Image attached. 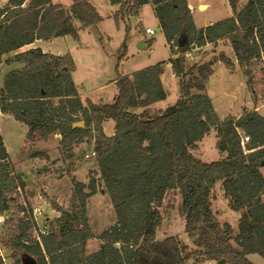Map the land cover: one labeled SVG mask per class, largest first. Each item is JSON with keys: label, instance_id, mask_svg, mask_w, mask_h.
I'll list each match as a JSON object with an SVG mask.
<instances>
[{"label": "trees", "instance_id": "1", "mask_svg": "<svg viewBox=\"0 0 264 264\" xmlns=\"http://www.w3.org/2000/svg\"><path fill=\"white\" fill-rule=\"evenodd\" d=\"M227 3L228 17L197 29L187 0H110L116 8L113 17L124 23L126 34L127 20L150 5L171 53L166 65L179 80L181 99L177 106L151 116L150 106L166 98L161 83L165 63L131 76L117 74L110 104L87 101L84 106L72 81L76 67L69 53L54 56L30 49L6 59L35 42L67 36L75 41L78 30L95 28L102 18L87 0H72L68 9L51 0H7L0 9V65L22 68L3 79L0 114L23 125L27 141L59 137L64 160H72L78 145L91 140L95 157L89 183H76L68 208L44 195L60 216L49 220L40 215L45 235L37 241L36 218L21 201L23 185L13 174L0 135V218H10L0 224V264H5L2 252L12 264H188L192 256L202 263L253 264L248 260L252 255L264 262V116L244 110L239 118L219 120L206 91L216 63L231 67V62L219 54L186 67V54L177 53L181 36L193 45L189 53L224 43L253 91V72L264 59V0ZM260 72L264 77V66ZM81 122L83 128L73 127ZM106 122L114 123L111 137L104 133ZM212 131L222 159L205 163L193 152ZM217 183L227 209L239 214L235 235L233 227L220 222L212 210ZM100 190L111 204L115 224L98 236V249L88 253V242L96 237L86 218V202ZM169 191L179 193L184 232L195 247L193 253L177 238L156 240Z\"/></svg>", "mask_w": 264, "mask_h": 264}, {"label": "rangeland", "instance_id": "2", "mask_svg": "<svg viewBox=\"0 0 264 264\" xmlns=\"http://www.w3.org/2000/svg\"><path fill=\"white\" fill-rule=\"evenodd\" d=\"M95 7L102 21L88 30H78V38L74 41L71 37L53 40L51 44L38 42L35 46L41 48L43 53L61 56L69 53L75 63V72L72 81L77 87L80 99L85 106L87 101L94 105L110 104L116 94L113 81L117 74L131 76L135 72L165 63L161 83L166 94L164 101L150 106V115L157 116L167 108L177 106L180 101L179 80L172 75L169 65L171 58L169 48L159 30L158 22L150 5L139 9L137 19H129L126 24L130 31L125 33L124 23L114 19L116 8L110 5V0H87ZM189 7L193 9L194 24L196 28H204L214 24L229 15L227 0H187ZM52 4L60 5L68 9L72 0H51ZM203 6V9H200ZM151 30L154 35L145 34V30ZM144 42V50H138L139 42ZM151 41V47L147 46ZM146 42V43H145ZM148 43V44H147ZM193 52V51H192ZM223 54L231 62V67L222 63H216L214 74L210 80L206 95L212 103V107L219 120L232 116L239 118L244 110L254 111L264 116V101L261 99L264 77L260 68L264 66V59L254 70L253 91L246 86V78L243 70L232 58V51L224 43L212 49L211 46L195 51L192 56L187 55L186 67L194 64H203ZM12 55V54H11ZM12 59L13 56H8ZM118 66V72L116 67ZM17 67L16 64L0 65V89L3 79L9 69ZM132 113L138 114L140 110L132 109ZM111 126L108 122L104 126V133L111 137ZM114 128V127H113ZM26 128L16 122L11 116L0 115V135L5 149L13 165V174L20 179V198L28 206H36L40 214L37 215L36 225L38 232L44 226L42 216L47 215L49 220L57 219L60 215L52 210L50 203L44 199L55 198L59 207L68 208L70 198L74 192L76 183L87 185L89 183V171L93 168V160L86 159L87 154L94 150V140L84 142L75 149V157L64 160L59 150V137L50 138L46 142L27 141ZM111 135V136H110ZM215 133L212 131L198 145L193 155L205 162L212 163L222 159L216 151ZM264 176V169L262 170ZM212 210L220 222L229 223L236 234L239 214L227 209V202L223 197L221 183H217L212 191ZM180 196L176 191H169L165 195L161 213L163 221L156 233V240L161 241L167 237L180 240L194 252L192 241L184 232V218L180 212ZM86 218L95 239L88 242L87 251L93 253L98 249V236L110 229L115 224V214L108 198L100 190L94 197L86 202ZM3 223L0 221V224ZM47 230V229H45ZM34 233V234H35ZM7 264H12L6 252H2ZM253 264H264L263 260L256 256H250ZM196 256H192L188 264H209L199 262Z\"/></svg>", "mask_w": 264, "mask_h": 264}, {"label": "built area", "instance_id": "3", "mask_svg": "<svg viewBox=\"0 0 264 264\" xmlns=\"http://www.w3.org/2000/svg\"><path fill=\"white\" fill-rule=\"evenodd\" d=\"M145 34H147V35H150V36H153L154 35V33L151 31V30H145ZM192 46L193 45H191V46H189V50L190 49H192ZM198 49H196V50H193V52H195V51H197ZM192 52V53H193ZM192 53H189V51H188V53H186V56L187 55H190V56H192ZM247 141V139L245 138L241 143H240V147L242 148V149H244V143ZM94 157H95V153L94 152H91V154H87L86 155V159H94ZM27 212L28 213H30L33 217H36L37 215H39L40 214V211H38V208L36 207V206H29V208H27ZM0 221H2L3 223H5L6 221H10V218L9 217H1L0 218ZM3 223H1V224H3ZM36 231V230H35ZM35 232H33V236L35 237V239L37 240V241H40V238H41V236L42 235H45V231L44 230H42V229H38V232H36L35 234H34ZM4 262H5V264H7L6 263V260H4ZM209 264H217V263H215V262H210Z\"/></svg>", "mask_w": 264, "mask_h": 264}, {"label": "crops", "instance_id": "4", "mask_svg": "<svg viewBox=\"0 0 264 264\" xmlns=\"http://www.w3.org/2000/svg\"><path fill=\"white\" fill-rule=\"evenodd\" d=\"M6 2H7V0H0V9L6 4ZM228 4V3H227ZM229 7V6H228ZM190 8V10H191V12H192V15H194V12H193V9L191 8V7H189ZM139 14V13H138ZM231 14V12H230V8H229V15ZM228 15V16H229ZM227 16V17H228ZM132 19H137V16L135 17V18H132ZM194 19V18H193ZM131 20V19H130ZM212 24V23H211ZM211 24H209V25H211ZM207 27V26H206ZM205 28V27H204ZM197 29H199V28H197ZM56 40V39H55ZM53 41V40H52ZM52 41H49V42H41V43H46V44H51L52 43ZM38 42H35L34 44H32V45H30V46H28V47H25V48H23V49H21L20 51H18V52H16V53H14V54H10L9 56H13L14 57V55L15 54H19V53H23V52H26V51H28V50H30V49H41V48H38V46H35V44H37ZM146 43V42H145ZM148 44V43H147ZM145 47L147 48V47H151V41H150V43L146 46L145 45ZM62 56V55H61ZM7 58H9V57H6V59ZM169 61V60H168ZM10 65H12V64H10ZM16 66L17 67H15V68H13V69H9L8 71H7V73H6V75L8 74V73H10V72H13V71H16V70H20L21 68H22V66H20V65H18V64H16ZM5 75V76H6ZM77 88V87H76ZM0 115H2V114H0ZM4 116H8V115H4ZM108 122H106V123H104L103 124V128H104V126L107 124ZM112 128H111V130H113V127L114 126H111ZM26 132H27V129H26ZM111 135H112V133H111ZM110 135V136H111ZM263 199H264V196H263ZM249 258H250V256L248 257V260H249Z\"/></svg>", "mask_w": 264, "mask_h": 264}, {"label": "water", "instance_id": "5", "mask_svg": "<svg viewBox=\"0 0 264 264\" xmlns=\"http://www.w3.org/2000/svg\"><path fill=\"white\" fill-rule=\"evenodd\" d=\"M203 6H200V9H203ZM137 49L138 50H144V42H139V44L137 45ZM189 51V45L187 44V41L185 39V37L181 36L178 40V48H177V53L178 54H186ZM74 128H83L84 127V123H78V124H74L73 125ZM220 264V263H219Z\"/></svg>", "mask_w": 264, "mask_h": 264}]
</instances>
